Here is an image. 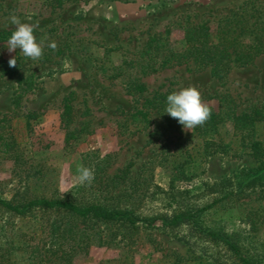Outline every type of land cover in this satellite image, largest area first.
Masks as SVG:
<instances>
[{
	"label": "rangeland",
	"instance_id": "obj_1",
	"mask_svg": "<svg viewBox=\"0 0 264 264\" xmlns=\"http://www.w3.org/2000/svg\"><path fill=\"white\" fill-rule=\"evenodd\" d=\"M245 1L70 0L53 7L46 0H0V30L15 28L10 17L16 15L21 22L38 25L34 30L38 42L43 40L47 45L55 41L57 49L65 48L60 54L50 51L51 56L36 61L24 57L22 71L29 75V83L34 84L27 87L28 81L24 82L26 90L20 98L17 77L0 76V197L21 201L42 196L82 204L100 201L108 206H132L140 215L152 216L172 211L178 189L189 192L183 194L185 202L203 205L210 198L206 185L223 178L237 176L238 180L248 173L254 174L263 160L242 148L230 127L222 130L229 148L203 156L202 139L193 130L185 131L179 122L171 123L157 110L152 111L150 123L142 130L134 131L138 116L129 117L127 127L121 123L127 112H135L156 90L179 91L195 86L203 101L216 109L225 94L236 99L240 110L262 105L264 53L250 65L234 67L224 79L214 76L209 67L165 65L143 77L147 91L141 94L127 91V76H111L127 55L125 52H140L152 36L170 31L171 46L180 50L185 45L188 22L208 21L212 32H216L219 23ZM257 4H264V0H257ZM0 47L6 57L14 56L7 50V41L1 42ZM111 47L120 49L110 51ZM69 98L75 107V117L66 126L62 113ZM32 112H38L39 116L30 119L27 127L25 115ZM87 122L89 132L86 129L81 132ZM68 129L80 133L77 139L70 138L69 143ZM14 153L20 154L18 160ZM129 164L128 176L117 184L114 193L133 185L127 190L133 194L124 191L114 198H105L108 194L104 191L100 196L101 177L120 173ZM80 166L94 170L91 184L78 182ZM177 172L180 179L174 184L175 189L170 190L172 176ZM261 173L260 183H264ZM263 191L264 185L244 190L199 216L203 228L237 238L244 253L261 264H264ZM63 214L37 210L23 217L0 206V226L12 223L19 237L25 233L30 238L37 228L38 235L49 232L50 225L60 217L67 222L71 220ZM87 224L91 233L97 238L102 235L106 242H92L87 250L76 255L75 264H216L209 257V252L216 249L209 243L187 242L161 221L153 227L138 229L117 222L80 221V226ZM22 255L19 252L18 258L24 261L27 255Z\"/></svg>",
	"mask_w": 264,
	"mask_h": 264
},
{
	"label": "trees",
	"instance_id": "obj_2",
	"mask_svg": "<svg viewBox=\"0 0 264 264\" xmlns=\"http://www.w3.org/2000/svg\"><path fill=\"white\" fill-rule=\"evenodd\" d=\"M67 1L70 0H46V3L55 7ZM14 30L15 28L0 30V43L7 41ZM169 34L170 31H167L165 34L159 33L152 36L147 45L138 53L125 52L127 55L124 56L122 63L114 68L111 76H127L125 86L131 94H141L147 91L143 77L172 63L193 65L196 69L209 67L214 76L224 79L234 67L250 65L264 53V4H257V0L245 1L219 23L216 32H212L208 21L200 24L188 22L184 34L185 45L180 50H174L171 46ZM118 49L120 48H109L110 51ZM64 50V47H60L54 52L60 54ZM50 51L53 50L48 47L44 48L43 58L51 56ZM14 53V56L6 57L0 47V76L17 77L20 85L17 89V97L20 98L26 90L24 82L29 80V75L25 76L22 71L24 56L19 54L18 50ZM13 57H16L17 65L9 67L8 61ZM33 84L32 81L30 83L28 81L26 86H33ZM172 92H174L173 89L165 92L156 90L145 98L141 107H136L135 112H127L128 116L121 126L127 127L129 117L138 116L140 118L134 131L142 130L150 123L153 110H157L171 123L178 122L177 119L165 113L166 98ZM18 103L19 101L16 103L17 106ZM210 107L212 108L211 118L203 126L193 129L203 141V156L213 155L229 148L230 143L222 137V130L230 127L233 135L238 137L240 146L263 160L262 165L255 169L254 174L248 173L244 179L238 180L237 176L223 178L206 185L205 190L210 193V198L203 205L185 202L186 196L183 194L187 195L189 192L178 189L174 195L178 198L175 199L176 205L172 211L152 216L140 215L132 206H108L100 201L82 204L72 200L49 199L42 196L21 201L0 197V206L13 215L26 217L27 214L37 210H56L64 213L63 215L67 218L71 217L68 222L62 217L56 219L50 225L49 232H43L42 235H38L37 228L30 238L25 233L19 237L12 223L1 224L0 264H75L76 255L87 250L92 242L96 240H99L100 244L106 242L103 241L102 235L97 238L96 234L89 231V224L80 226V221L93 220L105 223L117 222L133 229L153 227L161 221L166 228L187 242L195 244L198 240H202L209 243L211 248L216 249L214 253L209 252V257L216 264H261V261L255 257L244 253L237 238L221 231L203 228L199 216L205 210L237 193L264 185L260 183L263 178L261 172L264 173V133L261 132L264 129V103L250 109L240 110L236 99L225 94L221 96L217 109ZM38 116V112L26 114V126H30V119H36ZM74 117L75 107L69 98L62 113L66 126L74 121ZM131 122L134 123L135 120ZM83 128L81 132L85 129L89 132L88 122ZM79 136L80 133L76 134L74 130L66 131L67 143L70 138L77 139ZM10 150L17 152L18 149ZM19 155V153L15 154L16 160L19 159ZM130 165L113 176L101 177L98 190L102 192L99 195L101 196L105 191L108 195L103 197L114 198L121 192L131 190L133 185L124 186L119 193H114L117 184L123 183L128 176ZM178 179H180V172L173 174L170 190L175 189L174 184ZM170 190L163 191L167 193ZM127 192L130 195L133 194V191ZM251 223L252 228H255L254 222L251 221ZM19 252H23V257L27 255L24 261L19 260Z\"/></svg>",
	"mask_w": 264,
	"mask_h": 264
},
{
	"label": "clouds",
	"instance_id": "obj_3",
	"mask_svg": "<svg viewBox=\"0 0 264 264\" xmlns=\"http://www.w3.org/2000/svg\"><path fill=\"white\" fill-rule=\"evenodd\" d=\"M10 22L15 26L7 40V50L10 54L19 50L24 57L36 61L43 56L45 46L53 51L57 49L55 41L47 45L43 40L37 41L34 30L38 25L21 22L16 15L10 17ZM8 63L9 67H16V57L10 58ZM165 113L177 119L185 131H192L197 126H203L211 118L212 108L203 101L200 91L195 86H189L167 96ZM77 173L81 185L91 184L95 179L94 170L91 168L80 166Z\"/></svg>",
	"mask_w": 264,
	"mask_h": 264
}]
</instances>
